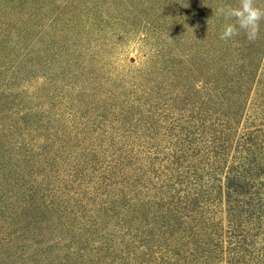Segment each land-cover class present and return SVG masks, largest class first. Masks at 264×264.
<instances>
[{"label": "trees", "instance_id": "trees-1", "mask_svg": "<svg viewBox=\"0 0 264 264\" xmlns=\"http://www.w3.org/2000/svg\"><path fill=\"white\" fill-rule=\"evenodd\" d=\"M238 3L0 0V264H264V21L214 15Z\"/></svg>", "mask_w": 264, "mask_h": 264}, {"label": "clouds", "instance_id": "clouds-1", "mask_svg": "<svg viewBox=\"0 0 264 264\" xmlns=\"http://www.w3.org/2000/svg\"><path fill=\"white\" fill-rule=\"evenodd\" d=\"M214 15L223 17L225 23L220 33V39L228 41L243 31L249 42L259 38L260 24L264 21V7L258 6L256 0H239L237 6L222 5L214 10Z\"/></svg>", "mask_w": 264, "mask_h": 264}, {"label": "rangeland", "instance_id": "rangeland-1", "mask_svg": "<svg viewBox=\"0 0 264 264\" xmlns=\"http://www.w3.org/2000/svg\"><path fill=\"white\" fill-rule=\"evenodd\" d=\"M139 52L135 50L134 48L128 52V54L125 56V62L130 64V58L135 59L136 61H139Z\"/></svg>", "mask_w": 264, "mask_h": 264}]
</instances>
